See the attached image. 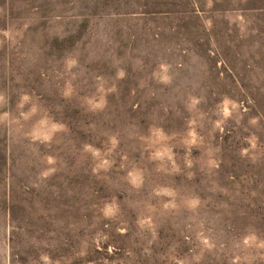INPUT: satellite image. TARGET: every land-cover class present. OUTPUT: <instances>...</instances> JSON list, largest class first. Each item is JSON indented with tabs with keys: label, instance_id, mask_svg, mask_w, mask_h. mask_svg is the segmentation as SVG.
Masks as SVG:
<instances>
[{
	"label": "rangeland",
	"instance_id": "rangeland-1",
	"mask_svg": "<svg viewBox=\"0 0 264 264\" xmlns=\"http://www.w3.org/2000/svg\"><path fill=\"white\" fill-rule=\"evenodd\" d=\"M0 264H264V0H0Z\"/></svg>",
	"mask_w": 264,
	"mask_h": 264
}]
</instances>
